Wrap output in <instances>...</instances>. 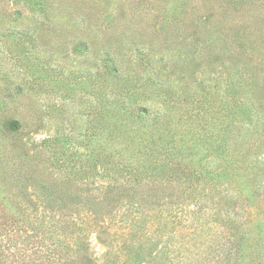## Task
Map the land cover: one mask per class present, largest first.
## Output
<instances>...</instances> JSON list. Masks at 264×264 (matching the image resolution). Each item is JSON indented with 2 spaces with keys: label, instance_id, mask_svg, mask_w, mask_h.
<instances>
[{
  "label": "rangeland",
  "instance_id": "374dc122",
  "mask_svg": "<svg viewBox=\"0 0 264 264\" xmlns=\"http://www.w3.org/2000/svg\"><path fill=\"white\" fill-rule=\"evenodd\" d=\"M161 4L159 0H0V120L19 123L18 131L0 134V147L25 162L36 181L54 184L53 180L90 163L93 123L100 114L106 118L114 113L115 102L128 103L148 119L169 112L170 106L163 105L153 90L158 85L180 104L196 94L199 81L214 91L212 109L197 126L183 130L194 135L203 126L208 135H219L228 70L214 56L193 60L188 31L171 24L166 33L157 34ZM262 52H252L253 63L246 71L251 97L260 110L250 126L235 132L228 155L237 177L162 212L143 213L138 206L122 205L104 225L108 234L102 243L96 239L101 230L80 231L87 242L83 254L96 264H125L148 247L156 258L152 264H264ZM125 80L138 84L135 104L120 88ZM222 165L211 159L206 167ZM88 179L84 190L96 194L106 188V182L90 173ZM19 191L17 184L0 183V199L14 201ZM70 232L66 239L77 250L72 242L80 234L75 228Z\"/></svg>",
  "mask_w": 264,
  "mask_h": 264
},
{
  "label": "trees",
  "instance_id": "16d2710c",
  "mask_svg": "<svg viewBox=\"0 0 264 264\" xmlns=\"http://www.w3.org/2000/svg\"><path fill=\"white\" fill-rule=\"evenodd\" d=\"M159 1L163 17L156 23L157 34L166 33L171 24L188 31L193 60L214 56L228 70L222 85L219 135H208L203 126L194 135L183 130L197 126L213 106L215 92L199 81L196 94L182 104L162 85L156 86L154 92L171 110L152 119L128 103L115 102L114 113L106 118L100 114L93 123L91 162L53 180L54 184L36 181L25 162L0 147V183H14L20 189L14 201L0 199V264H96L83 254L87 242L81 232L101 230L96 239L102 243L108 234L104 225L122 205L138 206L143 213L162 212L237 177L228 157L235 132L250 126L260 110L251 97L246 71L254 50L264 54V0ZM120 88L135 104L134 96L140 92L137 82L125 80ZM18 129L17 121L0 120L1 135ZM211 159L223 165L209 169L206 164ZM88 173L106 182V188L96 194L84 190ZM72 228L80 234L72 242L77 250L66 239ZM152 256V250L144 247L125 264H152L156 260Z\"/></svg>",
  "mask_w": 264,
  "mask_h": 264
}]
</instances>
